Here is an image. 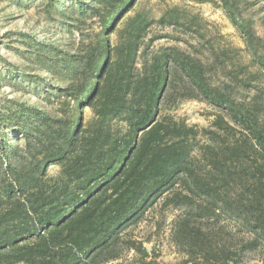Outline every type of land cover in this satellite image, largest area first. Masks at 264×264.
<instances>
[{"label": "trees", "instance_id": "16d2710c", "mask_svg": "<svg viewBox=\"0 0 264 264\" xmlns=\"http://www.w3.org/2000/svg\"><path fill=\"white\" fill-rule=\"evenodd\" d=\"M219 2L264 69L263 39L238 0ZM48 3L66 40L28 36L48 74L35 75L41 100L0 110V264H123L127 251L132 264H154L126 234L154 207L181 212L170 231L179 264H239L254 252L264 264V123L211 86L199 60L149 51L165 37L148 38L154 25L199 33L185 11L155 19L137 0ZM174 75L241 129L219 114L199 128L172 113Z\"/></svg>", "mask_w": 264, "mask_h": 264}, {"label": "rangeland", "instance_id": "374dc122", "mask_svg": "<svg viewBox=\"0 0 264 264\" xmlns=\"http://www.w3.org/2000/svg\"><path fill=\"white\" fill-rule=\"evenodd\" d=\"M49 0H0V110L7 99L34 103L41 100L39 81L48 76L39 71L34 59L32 41L49 40L54 43L66 40V33L58 14L49 5ZM66 5L70 0H62ZM172 7L185 11L193 29H173L154 25L148 38L155 39L150 52L161 48H178L184 55L201 62L202 70L211 86H221L230 93V98L242 104L249 114L258 116L264 123V69L255 64L245 48L239 32L229 21L219 0H137L136 9L150 12L157 19ZM238 12L250 20L264 46V0H238ZM237 82H230L234 76ZM176 98L181 97L179 106L172 111L173 98L165 103L168 112L184 118L189 125L208 128L213 114L224 117L230 125L241 129L230 117V111L211 104L203 95L193 92L182 83L181 77L173 76ZM250 82L245 85V82ZM10 106L12 104L8 103ZM179 210L164 213L154 207L136 227L127 231V236L143 242V247L156 254L154 264H179L183 256L170 240V231ZM123 264H132L135 254L127 251ZM154 260V259H148ZM239 264H263L259 252L247 253Z\"/></svg>", "mask_w": 264, "mask_h": 264}]
</instances>
